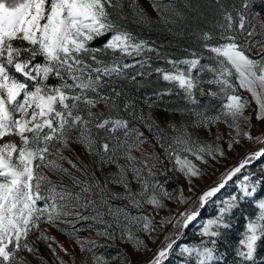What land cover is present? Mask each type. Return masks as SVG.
<instances>
[{
  "label": "snow or ice",
  "instance_id": "6c2138e0",
  "mask_svg": "<svg viewBox=\"0 0 264 264\" xmlns=\"http://www.w3.org/2000/svg\"><path fill=\"white\" fill-rule=\"evenodd\" d=\"M182 3L189 11L203 15L191 0ZM215 5L219 19L214 27L218 32L202 31L198 35L207 54L191 52V58L169 59L171 69H155L183 93L185 101L184 107L165 110L191 118L161 126L151 111L145 115L142 109L137 110L117 82L127 79L128 69H143L149 63L147 54L157 51L134 34L129 24L145 28L154 23L175 24L176 18H185L177 0H151L157 21L138 0H0V140L5 141L0 143V264H28L19 255L22 251L35 256L40 264H48L35 247L37 242L46 244L54 264H68L57 248L71 254L48 227L73 239L81 252L91 255L92 264H109L105 256L96 253L105 245L79 232L94 231L107 240L118 237L137 251H151L139 233L155 243L153 233L157 229L164 232L169 225L172 231L164 235L147 264H166L192 225H198L196 234L201 239L197 246L183 245V254L195 256V264H216L218 241L231 228L233 212L249 200L257 212L252 217L244 214L234 264H253L258 242L264 240V197L255 200L256 193L264 190V165L262 174L248 172L235 181L230 195L216 197L237 174L264 158V147L248 152L199 193L195 180L206 173L192 157L210 165V161L218 162L225 156L223 145L228 151L244 141L264 145V131L253 136L251 116L245 115L250 101L239 94L246 91L250 95L256 105V120L264 121V20L260 12L251 11L253 0H215ZM258 35L259 40L255 39ZM105 36L108 39L102 46H91ZM253 49H258L256 57L250 55ZM136 57L145 58L132 64L125 62ZM38 58L42 62H37ZM50 78L59 82L51 85ZM131 80L135 82L136 76ZM205 84L209 85L207 92ZM197 91L200 97L219 100V107L210 101L201 106ZM170 94L171 89L156 95ZM100 105L104 111H94ZM152 107L148 104L149 110ZM132 121L147 129L154 142ZM221 123L227 128L226 136L217 129L211 141L199 138L201 130L206 129L211 136L212 127ZM8 137L18 138V143ZM73 143L97 157L99 166L115 165L117 171L110 173L103 184L94 173L84 180L75 176L64 162L86 177L88 172L87 165L81 167L64 155ZM144 143L151 145V152L142 149ZM133 151L140 152L139 161ZM121 159L126 163L121 164ZM165 161L169 165L166 171L179 173L187 181V195L182 186L170 192L156 179L152 169ZM64 176L72 180V185L64 183ZM133 181L139 185L137 191L130 186ZM109 183L124 191L111 192ZM108 192L112 200H127L138 214L114 206ZM165 201L177 207L175 211L169 208L159 221L139 211L143 205H151L158 214L167 207ZM210 204L213 212L201 220ZM180 206L185 207L180 210ZM82 223L85 226L77 227ZM33 235L35 240H31ZM225 257L226 253L220 259ZM121 264H127L126 257Z\"/></svg>",
  "mask_w": 264,
  "mask_h": 264
},
{
  "label": "rangeland",
  "instance_id": "374dc122",
  "mask_svg": "<svg viewBox=\"0 0 264 264\" xmlns=\"http://www.w3.org/2000/svg\"><path fill=\"white\" fill-rule=\"evenodd\" d=\"M140 6L147 12V14L151 17L153 21H157L159 18L156 14V12L153 10L151 6V0H138ZM168 0H164V3H167ZM191 3L193 6L199 5V7H210L214 9L211 13H213L211 16L212 18L208 19V24L206 23L205 26H203L201 29L198 30V28H185L184 30L189 35L196 36V40H191V38L188 39V37H185L183 35V30L179 29L176 30V33H174L175 37L177 38L176 44L179 47H174L177 49H169L167 51H162L160 48L153 45L150 40L152 39V33L147 31V28L145 27H137L135 25L129 24V27L132 29L134 34L138 35L140 39L147 40L149 42V45L153 48H155L157 51L148 53L147 58L149 59V63L146 64L143 69L147 68H153L152 74L155 75L154 78L158 79L159 82L155 87L154 95L148 94L141 98L140 100H134L133 102L137 106V110L142 109L144 114L146 115L149 111L152 112L153 118L161 125L165 126L167 122L173 121L179 124L182 120H190V117L184 116L182 117L179 112L175 111H166L165 109H175L178 107H184L185 101L183 100V93L179 92V90L176 88L174 84H171L169 82H166L162 79L161 75H158L155 71L157 68H163V69H171V65L167 63L169 59L172 60H182L185 58H191L190 53L196 52L198 54L205 53V50L202 48V41L198 39V35L202 31H210L213 34L218 32V29L214 27L215 21L219 19V17L216 14V5L215 0H191ZM181 4L182 6V0H177V7ZM126 11H128L126 9ZM252 12H260V19L264 20V3L261 2V0H253V7L251 9ZM195 15V13H193ZM130 15V12H129ZM158 26H161L162 30L166 32V34L171 35V31H169V28L163 24H159ZM194 31H189V30ZM259 25H257V32H259ZM195 32V33H194ZM188 36V35H187ZM187 41H186V40ZM255 39L259 40L261 37L258 35L255 37ZM195 42V43H193ZM215 43V41H213ZM241 43H243V38L241 39ZM19 46V45H17ZM102 45L96 46L100 47ZM175 46V45H174ZM258 49H253L250 55L253 57H256ZM159 53V55H157ZM207 54V53H205ZM145 57H136V58H126L125 62L132 64L137 59H144ZM37 62H42V58H38ZM202 63H208L207 60H202ZM143 69H140L139 67H133L126 71V76H136V74L139 71H143ZM54 81H48L49 84L55 85L59 81L55 78H52ZM205 79H207V75L205 76ZM50 80V79H49ZM161 80V81H160ZM119 87V86H118ZM205 91L207 92L209 85L205 84L204 86ZM169 89H171L170 95H163V96H157V93L160 92H166ZM179 92V94H178ZM126 93V92H125ZM240 95L247 97L250 101V106L245 111V115L251 116V123L253 127L251 128V133L253 136L258 135L262 131H264V121H257L254 109L256 108V105L254 102L251 101L250 95L246 91H241L239 93ZM135 95V94H134ZM196 96L200 99V105L204 106L206 103H209L210 98L207 96L200 97L199 91L196 92ZM137 98L136 96H134ZM211 104L215 107H219L220 101L217 99H211ZM148 104H152L153 107L151 110L148 108ZM104 111L103 105L99 106V109H94ZM121 115H124L127 117L126 113H121ZM132 124L139 127L140 130L144 133L145 137L148 138V140L153 141L152 134L148 132L147 129H145L142 125L137 124L135 121H132ZM217 129L224 133L225 136L227 134V128L226 126L221 123L216 126L212 127V135L210 136L208 134V131L206 129H203L199 132V138L202 141H211L214 138V135L217 131ZM121 133H118L120 135ZM103 135V133H101ZM7 140H14L18 143V138L16 137H8ZM5 141L0 140V143H3ZM154 142V141H153ZM225 147V156L218 158V162L216 161H210V165H203L200 164L199 161H196L194 157H192L193 161L197 163L201 168L205 170V175H203L201 178L195 180L196 192L199 193L201 190L205 189L209 185H212L214 181L217 180V177L220 175L221 172H224L225 169L232 167L235 165L241 157L246 154L248 151L256 150L260 148L261 144H253L248 141H244L243 145H236L234 151H228L226 148V145H223ZM142 149L151 152L152 147L149 143H144L141 145ZM70 151L65 150L64 155L67 156L69 159L73 160L74 163H77L79 166L83 167V165H87V172L88 177L84 176L82 172L76 171L75 169L71 168L70 165H68L66 162H64V167L68 168L69 171L73 172V174L80 179H88L93 173L95 174V177L101 184L105 182V179L109 177L110 173H114L117 171L115 165H106V166H99L97 164L98 158L95 156H90L81 145L79 144H71L70 145ZM157 152H161V150L157 147ZM132 155L136 156L138 158V161L141 159L140 152L133 151ZM79 158V159H77ZM121 164L126 163L125 160H120ZM261 165H264V158H261L260 160L256 161L254 164L249 166L247 169L242 170V173L237 174L233 178V181L229 182V185L221 191V193L218 194L216 199H220L223 197H226L230 195L232 191H234L235 188V181L242 179L243 175L247 174L248 172L256 173L257 175L262 174ZM169 167L168 162L165 161L163 164H158L155 168L152 169L154 173H156V179H158L165 188L173 192L179 187H183L185 190V194L187 195V181L184 180V178L176 172H170L166 171V169ZM163 173V174H161ZM144 175H147V172L144 173ZM52 179L57 180L61 179V177L52 176ZM63 181L67 185H72V180L64 176L62 177ZM128 179L132 180V173H128ZM131 188L133 191H137L139 189V185L136 182L131 183ZM108 188L111 192H123L124 189L121 186L115 185V184H108ZM109 196V199L111 200V203L114 206L117 207H126L129 211L132 212V214H138V210L132 208L131 204L127 200H120V199H111L110 192L107 193ZM264 197V190L258 191L255 196V200H259L260 198ZM42 203V202H41ZM167 204L166 208H163L159 211V213H155L152 209L151 205H143V207L139 211L145 212V214H151L153 219L155 221H159L162 216H165L168 214L169 208H171L173 211L176 210V205L171 201H165ZM185 206H180V210H183ZM205 215L203 213L201 214V220L205 217H208L213 212V205H209L205 210ZM257 212V209L253 207V201L249 200L245 203H242L238 209H236L231 217V228L228 230H225L223 233L222 238L218 241L217 245V252H216V264H234V249L238 245V241L241 238V233L244 230L245 220H244V214L249 215L250 217L254 216ZM85 225L80 224L77 225V227H83ZM44 227H48L45 225ZM198 229V225H192L189 226V228L186 230V233L182 240H180L177 245L174 247L173 251L170 254V257L167 259L166 264H195L196 257H187L182 252V246L188 245V246H197L200 242V237L196 234ZM49 233L56 238L57 241H59L60 244L64 246L65 249L68 250V253L71 255H65L64 252H61L59 248H57V252L59 255L68 262V264H73V261L75 264H92V257L87 252H81L79 249V246L76 245L75 241L73 239L68 238L63 233L58 232L55 228L48 227ZM172 231L171 226L165 228L164 232H160L158 229L156 232L153 233L154 236H156L155 243H153L152 240L148 239V237L144 233H139V236L141 239L145 241L148 248L151 249V251H137L131 243H128L126 241H121L118 237L115 240H107L104 237H97L95 232H89V231H81L78 233V235L82 237H90L92 239H96L100 245H105V247H98L96 249V253L99 255L105 256L109 264H121L122 258H127V264H147V261L152 257V255L155 253L157 248L161 245V242L164 239V235ZM31 240H35V235L31 237ZM55 247V245H53ZM35 247L38 248L40 255H42L45 260L48 261V264H54L53 257L50 254V251L48 250L46 244L44 242H37L35 244ZM224 259H220V257L225 256ZM20 256L25 257L28 264H40V261L36 259L35 256H33L30 253L22 251ZM116 257V258H113ZM253 264H264V240L258 242V252L256 254V259L254 260Z\"/></svg>",
  "mask_w": 264,
  "mask_h": 264
},
{
  "label": "trees",
  "instance_id": "16d2710c",
  "mask_svg": "<svg viewBox=\"0 0 264 264\" xmlns=\"http://www.w3.org/2000/svg\"><path fill=\"white\" fill-rule=\"evenodd\" d=\"M179 6H182L179 4ZM184 11L185 18L183 20L176 18L175 24H168L166 28H169V31H171V35L166 34L161 28V26H158V23H154L150 28H147L148 32L152 33V39L150 42L153 43L156 47L160 48L162 51H167L169 49H177L174 47L181 43H176L177 38L175 37L174 33H176V30L182 29L183 35L185 37L191 38V40H196V36L189 35L190 33L186 32L184 29L186 28H198L201 29L203 26L208 24V19L212 18L211 16L214 13V9L210 8L209 6L204 9V7H199L198 11L203 13L202 16L198 15L196 11H189L188 9L184 8V6L179 7ZM213 11V13H211ZM195 13V15L193 14ZM194 31V30H189ZM195 33V32H194ZM188 35V36H187ZM108 39V36L103 37L102 39H97L95 42L91 44L92 47H96L99 45H102L106 40ZM186 40V39H185ZM187 41V40H186ZM195 43V42H193ZM177 44V45H176ZM175 45V46H174ZM153 68H145L143 69V72L145 73L144 76H138L136 77L135 82H133L130 78V76H127V79H123L117 82L119 88L126 94L129 99L132 101L134 100H140L141 98L145 97L147 94L154 95L155 87L158 84L159 80L154 78L155 75L152 74ZM22 79V77H21ZM49 81H54L52 78H50ZM161 81V80H160ZM135 94V95H134ZM136 96L137 98H135ZM203 215H205V212L203 211Z\"/></svg>",
  "mask_w": 264,
  "mask_h": 264
},
{
  "label": "water",
  "instance_id": "95a60500",
  "mask_svg": "<svg viewBox=\"0 0 264 264\" xmlns=\"http://www.w3.org/2000/svg\"><path fill=\"white\" fill-rule=\"evenodd\" d=\"M261 147H264V145H261L260 148H261ZM257 150H259V148L256 149V150L248 151V152H254V151H257ZM248 152H247V153H248ZM247 153H246V154H247ZM246 154H244L241 158H243ZM238 162H239V161H238ZM238 162H237V163H238ZM237 163H236V164H237ZM236 164H235V165H236ZM235 165H233V166H235ZM233 166H232V167H233ZM185 233H186V232H185ZM184 235H185V234H184ZM184 235H183V237H184ZM183 237H182V239H183ZM182 239H181V240H182ZM178 242H179V241H178Z\"/></svg>",
  "mask_w": 264,
  "mask_h": 264
}]
</instances>
